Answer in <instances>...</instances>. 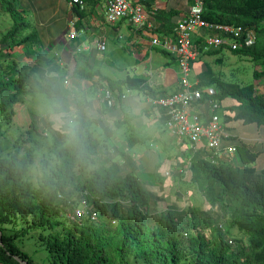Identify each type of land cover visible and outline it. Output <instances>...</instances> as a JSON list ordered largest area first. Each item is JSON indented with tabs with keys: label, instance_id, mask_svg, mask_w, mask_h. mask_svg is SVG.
Returning <instances> with one entry per match:
<instances>
[{
	"label": "trees",
	"instance_id": "obj_1",
	"mask_svg": "<svg viewBox=\"0 0 264 264\" xmlns=\"http://www.w3.org/2000/svg\"><path fill=\"white\" fill-rule=\"evenodd\" d=\"M86 1L93 8L104 2ZM203 1L206 20L256 30L255 45L233 50V53L264 60V0ZM0 3L13 18L16 17L17 9L12 0H0ZM75 10L82 18L87 14L78 7ZM173 15L172 10L157 15L159 32L172 31ZM18 25L15 19L14 26L2 36L3 42L15 39ZM25 42V39H17L10 42L9 47L15 50ZM201 42V39L197 41L198 44ZM199 46L202 51L203 47ZM11 68L14 72L8 76L0 71L1 263L35 264L15 248V235L61 227L57 233L47 235L52 264L59 261L60 264H264V168L253 166L259 151L250 144L233 138L237 148L235 165H216L204 159L201 153L195 154L189 167L191 182L200 188L211 207L208 210L171 207L160 212L156 224L152 225L149 214L151 192L145 186L142 173L133 168L125 170L111 157L100 160L98 143L93 136L95 121L84 112L78 116L79 124L73 125L62 141H53V165L44 161L40 183L35 185L30 181L29 173L38 154L35 132L39 127L33 123L13 141L6 137L2 120H11L22 96L42 94L51 104L62 103L61 110L65 111H69V98L72 101L75 98L66 97L67 92L58 84L37 78L32 82L30 78L34 71H25L17 64ZM261 73L255 72L257 78ZM73 76L78 87L82 86L80 79L98 76L119 100L126 88L146 91L156 97L142 76L128 74L123 79H113L99 69L80 66L75 67ZM201 80L198 88L214 84L217 90L216 95H205L201 102L212 99L220 104L224 99L232 98L237 102L230 107L234 119L264 126V92L257 90L254 84L236 85L222 82L218 77L212 78L211 83L203 76ZM132 119H118L115 126L120 128ZM131 130L128 133L131 144L146 143L145 136ZM159 168L158 165L151 179L164 184L167 178ZM85 192L101 224L89 216L79 221L62 218L67 210L79 205L77 196ZM219 209H223L222 215L226 219L222 226L220 219L223 216L217 214ZM29 218L32 223L28 228L13 234L3 231L4 225ZM194 228H201L202 232L196 234ZM233 228L238 230L237 235L232 236Z\"/></svg>",
	"mask_w": 264,
	"mask_h": 264
},
{
	"label": "rangeland",
	"instance_id": "obj_2",
	"mask_svg": "<svg viewBox=\"0 0 264 264\" xmlns=\"http://www.w3.org/2000/svg\"><path fill=\"white\" fill-rule=\"evenodd\" d=\"M17 2L20 1L12 0V3L16 5L17 9L15 18H13L8 11L4 10L2 5L0 9V71H4L6 76H8L14 72V69L11 67L17 64V66L22 67L25 71H34V74L30 78L32 82L34 78L40 80L44 79L52 84L60 85L61 89L67 92V94H65L66 97H74L75 86H72L70 83L69 87L66 88L64 84L65 78L63 76L71 70H68L66 65L65 67L63 64H60L62 58H60L61 55L57 53L62 49L61 41L63 38L67 37L66 34L69 31L68 26L71 25L69 15L60 13L49 20L50 12L45 9V5H42L43 8L40 9V12L41 19L44 23L39 25L38 21L32 18L35 17L32 13L33 11L23 6H18ZM15 19L19 22V29L15 39H9L3 42L2 36L14 26ZM129 30L127 25L120 24L119 31H117L116 34L110 35L111 39L108 49L100 51L96 55L98 58L114 56L116 63L123 68L124 73H129L132 76H140L143 68L147 67L148 70L151 69V64H148L149 62L141 63L137 61L134 55L135 52L132 51L129 45L125 44L129 39V37L126 36V34H129ZM119 33L126 36V39L118 41L117 37ZM82 37L85 39V34H82L81 38ZM21 38L25 39L26 42L15 48V50H11L9 47L10 42L17 41V39ZM114 40L120 48H116L113 52V44L111 41ZM123 45L125 48H122ZM161 57H164L163 53L155 52L154 58L156 59L152 60V64L154 66L158 65L159 58ZM205 59L214 75L222 82L236 85H256L257 78L255 72L264 69L263 60L256 59L251 55L235 54L230 50L214 53L211 56H207ZM69 68L71 69L70 66ZM54 69H56L57 74L51 71ZM113 71L118 74V70ZM124 73H120L118 76H123ZM56 75L59 76V80H56ZM196 79V72H192L190 82L194 84ZM135 92V90L132 91V93ZM41 95L42 94H39L36 97L22 96L15 106V113L11 117V120H2V124L6 131V137L13 141L16 140L28 126L31 127L33 123H37L39 129L36 130L35 135L38 138V143L35 146L38 148V154L36 162L29 173V179L35 185H38L42 179V164H44V161L48 160L51 163L55 158L52 150L53 141L55 139L62 141L66 134L70 132V128L73 125L79 124V114L85 112L91 114V116L94 115L93 119H95V122L101 121L100 123L105 124V126L96 124V126L93 127V136L98 143L100 160L111 157L112 161L114 160L119 163L125 170L133 168L142 173L143 180L145 179V186L151 192L149 214L152 225L156 224L160 212L166 211L171 207L178 209L194 207L202 210H208L211 207L200 188L191 182V171L188 163L185 162V157L189 154V149L183 147L178 141H175L177 138H174L169 129L162 127L160 129L161 134L158 135L160 131H155L156 124H154V126L149 128L148 132L150 134H148L149 137L146 143L131 147L132 144L129 143L127 139L124 140V133L122 131L120 136L116 134L113 140H110L111 138L108 139V133L111 131V127L108 126L110 119L106 117L109 116L107 114L108 112L106 114L103 113H105L104 110H106V106L115 108L118 106V103L112 106L107 102H102L103 111L86 108L81 113L84 107L80 106L77 99L84 100V98L80 95H78L77 99L74 97L75 100L73 101L72 98H69V111L61 110L62 103L55 102L51 104L46 97ZM220 105L221 107L218 109V119L223 123L224 120L222 119L221 109L224 105L223 101L220 102ZM96 116L101 117V120ZM155 123H160V120ZM125 127L127 128L129 126L125 125ZM252 127L255 126L247 125L245 129L246 131H250L253 129ZM137 130L142 132L141 135L144 136L143 131H145V129L141 127L137 128ZM103 138H105V140H103ZM129 145L131 146L129 147ZM135 146L136 148H134ZM182 153H185V155ZM263 164L264 158H261L255 161L253 166L262 167ZM51 165L53 164L51 163ZM158 165L160 166L159 171L167 178L164 184H160L151 179V174L157 170ZM166 171H170L169 176L166 175ZM83 195H86V192L77 196L78 201L84 197ZM222 213L223 209L217 210V214L223 216L220 219L221 224H226L225 216L224 214L222 215ZM62 218L65 219L66 216H62ZM95 221L99 224L102 223L99 219ZM31 223V218H29V220L18 219L15 223L4 225L3 231L6 234H13L22 228H28ZM115 224V220H112V225ZM60 228L61 227H58L53 231H43L39 229L29 230V232L24 235L17 234L13 240L14 246L25 253L35 264H52L50 250L46 241L47 235L52 232L57 233ZM231 231L232 236L239 233L236 228H233ZM232 238L234 240V237ZM60 263L61 261L58 262V264ZM0 264L3 263L0 262Z\"/></svg>",
	"mask_w": 264,
	"mask_h": 264
},
{
	"label": "built area",
	"instance_id": "obj_3",
	"mask_svg": "<svg viewBox=\"0 0 264 264\" xmlns=\"http://www.w3.org/2000/svg\"><path fill=\"white\" fill-rule=\"evenodd\" d=\"M187 13L174 25L171 32H159L158 14L168 11L166 0H104L102 15L111 25L126 23L130 25L133 38L146 39L150 49H156L172 55L179 66V90L173 94L150 97L149 102L154 107L163 109L166 116L165 126L170 130L180 144L189 149L190 156L187 163L190 167L191 158L201 153L204 159L216 165H235L237 148L235 142H230L232 135L224 124L213 116L205 118L203 110L196 107L203 104L201 100L206 96L217 94L216 88L211 86L197 87V83L190 82L192 63L203 52L224 49L240 50L255 45L257 41L256 30L240 25L211 22L204 18V1L188 0ZM72 7L85 10L86 0H70ZM150 3V5H148ZM68 31V40L78 39L81 35L76 26V20L72 19ZM118 40H125L126 36L119 33ZM201 39V43L197 41ZM127 45L130 44L126 41ZM132 43H137L133 41ZM203 47L201 51L199 45ZM97 48L101 51L107 49V45L101 39L97 40ZM86 46L79 45L75 53L85 51ZM70 77L64 79V84L69 85ZM128 91H130L128 89ZM102 101L114 105L119 99L109 90L102 94ZM126 94L121 96L124 99ZM212 111L220 108L216 100H210ZM170 175V171H166ZM79 205L73 210H67L65 216L70 221H79L89 216L91 220H97V213L92 207L91 201L83 195ZM222 226V224H220ZM193 232H202L201 228H194ZM187 235V233H185Z\"/></svg>",
	"mask_w": 264,
	"mask_h": 264
},
{
	"label": "crops",
	"instance_id": "obj_4",
	"mask_svg": "<svg viewBox=\"0 0 264 264\" xmlns=\"http://www.w3.org/2000/svg\"><path fill=\"white\" fill-rule=\"evenodd\" d=\"M18 1V0H16ZM20 2H17L18 6H23L27 9H31L35 17H32L33 20H37L38 24L41 25L44 23V21L41 19V12L40 9L43 8L42 5H45V9L50 12L49 20L52 19V17H55L56 15L63 13L64 15H69V19L76 20V26L79 29L81 35L85 34V39L81 35L78 39L75 40H68V37L63 38L61 41L62 49L57 52L61 55L60 58H62V62L60 64H63V66H67L68 70H71L67 74H64V78L69 76L71 80V85L74 87V97L77 99L78 95H80L84 100H78V103L80 104L83 110H81V113L86 108H93V109H99L103 111V106L101 105L102 102V94L105 90H108V85L105 81L99 80L98 76H95L92 79H80L82 86L78 87L74 81L73 71L76 66L84 67V68H93V70H101L105 75H108L109 77L113 79H123L125 78L129 73H124L123 68L119 66L118 63H116L114 56L113 57H100L96 54H98L101 50L97 48V40L101 39L103 42L106 43L107 49L109 47L110 42V35L116 34L117 31H119L120 24L126 23H119L116 25H111L106 22L105 18L102 15V4H97L95 8H93L92 4H89V2L86 1V15L84 18H82L78 12L75 10V7H72L70 5V0H19ZM166 5L169 10L174 11L173 15V24L175 25L188 11L189 7V1L188 0H166ZM0 9H1V3H0ZM168 10V11H169ZM74 17V18H73ZM11 21V18H10ZM173 25V26H174ZM111 26V27H110ZM117 26V27H116ZM128 26L129 34H126L129 39L127 40L130 44H128L132 51L135 52V59L137 61L143 63V62H149L148 64H151V69L148 70L147 67L143 68L142 74L140 76L146 78L148 85L152 88V91L156 94V96H164L169 95L177 92L179 90V66L176 61V59L168 54L165 53L158 48L156 49H150V45L146 39L140 40L141 42L138 43V39L133 38L136 36L132 33V29L130 25ZM70 26H68L69 30ZM68 34V33H67ZM66 34V36H68ZM133 41H137V43H132ZM118 40V38H117ZM119 41V40H118ZM87 42V44H86ZM113 44V52L115 49L119 46H117V42L111 41ZM84 44L86 46L85 51L81 53H75V49L82 45L84 47ZM127 45V43H125ZM120 48V47H119ZM122 48H125L123 45ZM106 49V50H107ZM215 51V52H213ZM224 51V49H216V50H210L203 52L200 57L197 58L196 61L192 63V72H196L197 79L194 83H201V76L204 77V80L207 81V83H211L212 78H216L217 76L214 75L213 71L211 70L208 62L206 61L207 56H211L214 53ZM155 52H161L164 54V57L161 59L159 58V64L153 65L152 60L156 59L154 58ZM211 53V54H209ZM59 58V59H60ZM158 59V58H157ZM264 61V60H263ZM59 62V60H58ZM65 66V67H66ZM71 67V69L69 68ZM111 67V68H110ZM118 70V74H116L113 70ZM208 69H210L208 71ZM54 71V70H53ZM257 71L258 73L263 72ZM56 72V71H55ZM120 73H124L123 76H118ZM257 78V76H256ZM70 85V84H69ZM69 85H65V87H69ZM211 87L215 88L214 84H209ZM256 89L260 92H264V74L261 73V75L257 78V83L255 85ZM130 90V89H129ZM134 91L131 89L128 91V89H124V94H126V97L124 99H120L118 101V106L115 108H111L110 106H106V110H104L105 113L109 116L110 123L108 126L111 127V131L108 133V139L113 140L114 136L118 134L120 136L121 131L124 133L123 137L124 140H128V133L130 129L131 131L137 133L138 135H141L142 132H139L137 128L145 129L144 136L146 138L149 137L148 134H150L149 128L154 126L156 124L155 131L159 132L160 129L166 128L165 121L166 117L163 115L164 111L161 108L154 107L150 104L149 98L154 97V95L142 91V90H135V93H132ZM207 101L203 103L200 106H197L200 110H203V113L205 115L206 120L212 118L213 116L219 117L218 109L216 111H212L210 101L209 99H206ZM209 102V103H208ZM224 105L222 106V119L223 124L227 131L232 135V138H229V141H233L234 139L242 140L248 144H250L251 147H253L255 150L259 151V155L257 157V160L264 158V126H259L256 123H250L245 124L242 120H236L231 115L233 113L232 107L233 105H236V100L232 98H226L223 100ZM117 105V104H116ZM221 107V105H220ZM91 110V109H90ZM99 112V111H97ZM86 117H89L91 119L94 118V115L91 116V114L85 113ZM97 117V116H96ZM131 118L133 117L132 121L130 123H126L120 128H117L115 126V121L118 119L124 120L125 118ZM99 120H101V117H97ZM95 121V119H93ZM160 123H155L156 121H159ZM101 122V121H100ZM100 122H94V126L96 124H100L101 126H105V124ZM231 122V123H229ZM125 125H128L129 127H125ZM247 125H254L255 127H252L250 131H246L245 128H247ZM107 126V125H106ZM144 127V128H143ZM125 128V129H124ZM249 128V127H248ZM155 132L156 134H158ZM161 134V131L158 135ZM112 136V137H110ZM171 136V134H170ZM174 136V135H173ZM126 137V138H125ZM174 138H176L174 136ZM175 141H178L175 140ZM130 143V142H129ZM179 143V141H178ZM137 144L129 145V147H133ZM183 147H186L182 145ZM136 148V146L134 147ZM185 162L187 161V158L190 156V153L186 155ZM256 160V161H257ZM259 169L264 168V164L262 167H258Z\"/></svg>",
	"mask_w": 264,
	"mask_h": 264
},
{
	"label": "bare ground",
	"instance_id": "obj_5",
	"mask_svg": "<svg viewBox=\"0 0 264 264\" xmlns=\"http://www.w3.org/2000/svg\"><path fill=\"white\" fill-rule=\"evenodd\" d=\"M74 18V17H73Z\"/></svg>",
	"mask_w": 264,
	"mask_h": 264
}]
</instances>
